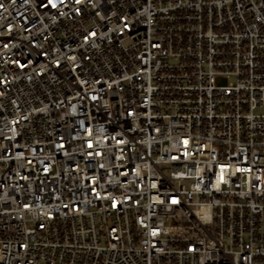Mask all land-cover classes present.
I'll use <instances>...</instances> for the list:
<instances>
[{"label":"built area","instance_id":"built-area-1","mask_svg":"<svg viewBox=\"0 0 264 264\" xmlns=\"http://www.w3.org/2000/svg\"><path fill=\"white\" fill-rule=\"evenodd\" d=\"M264 0H0V264H264Z\"/></svg>","mask_w":264,"mask_h":264},{"label":"rangeland","instance_id":"rangeland-1","mask_svg":"<svg viewBox=\"0 0 264 264\" xmlns=\"http://www.w3.org/2000/svg\"><path fill=\"white\" fill-rule=\"evenodd\" d=\"M256 112L262 113V112H264V108H261V109L257 110Z\"/></svg>","mask_w":264,"mask_h":264}]
</instances>
